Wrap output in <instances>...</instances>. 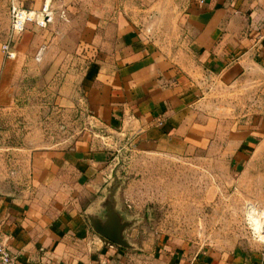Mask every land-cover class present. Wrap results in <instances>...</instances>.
<instances>
[{"label": "crops", "instance_id": "1", "mask_svg": "<svg viewBox=\"0 0 264 264\" xmlns=\"http://www.w3.org/2000/svg\"><path fill=\"white\" fill-rule=\"evenodd\" d=\"M18 1L30 10L49 2L55 21L41 36L59 33L53 40L77 55L57 73L56 107L72 116L66 136L41 147L0 141V242L16 264H252L237 249L145 248L108 178L127 146L192 158L214 138L234 179L245 161H264V0ZM18 62L0 48V110L14 102ZM248 175L264 214V166ZM108 206L128 246L93 229Z\"/></svg>", "mask_w": 264, "mask_h": 264}, {"label": "rangeland", "instance_id": "2", "mask_svg": "<svg viewBox=\"0 0 264 264\" xmlns=\"http://www.w3.org/2000/svg\"><path fill=\"white\" fill-rule=\"evenodd\" d=\"M59 2L65 5L54 0L56 6ZM12 3L22 6L18 0H0V45L10 38ZM77 5L84 7L86 2L79 0ZM54 21L45 27L28 23L11 37L15 53L20 52L12 58L19 61L20 76L12 91L13 104L0 110L2 146L22 144L29 138L34 146L41 147L67 134L65 125L72 116L56 107L62 82L57 73L76 66L71 58L77 54L68 42L64 45L53 40L59 33L47 34L50 41L41 36V30L49 29ZM87 61L80 60L81 70ZM212 140L206 149L194 150L192 158L123 147L111 161L114 175L108 178L109 192L114 193L128 217H138L136 226L147 249L187 246L195 252L225 253L237 249L245 255L241 257L244 262L263 264L260 251L264 240L260 233L264 214L253 200L254 186L248 174L262 169L264 161H245L241 169L247 173L234 179L233 162L217 158L216 141Z\"/></svg>", "mask_w": 264, "mask_h": 264}, {"label": "built area", "instance_id": "3", "mask_svg": "<svg viewBox=\"0 0 264 264\" xmlns=\"http://www.w3.org/2000/svg\"><path fill=\"white\" fill-rule=\"evenodd\" d=\"M52 11L49 2H44L38 10L25 9L17 3H12L10 8V38L4 41L0 48L8 59L15 57V51L11 44L12 36L22 32L28 23H34L37 27H45L52 21ZM0 264H16V258L4 242H0Z\"/></svg>", "mask_w": 264, "mask_h": 264}, {"label": "water", "instance_id": "4", "mask_svg": "<svg viewBox=\"0 0 264 264\" xmlns=\"http://www.w3.org/2000/svg\"><path fill=\"white\" fill-rule=\"evenodd\" d=\"M106 218L103 222H100L96 218L90 219L93 229L112 243L128 246L127 241L122 235L126 224L120 221L118 215L110 206L107 207Z\"/></svg>", "mask_w": 264, "mask_h": 264}, {"label": "bare ground", "instance_id": "5", "mask_svg": "<svg viewBox=\"0 0 264 264\" xmlns=\"http://www.w3.org/2000/svg\"><path fill=\"white\" fill-rule=\"evenodd\" d=\"M263 224H264V222H263Z\"/></svg>", "mask_w": 264, "mask_h": 264}]
</instances>
